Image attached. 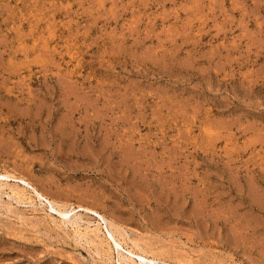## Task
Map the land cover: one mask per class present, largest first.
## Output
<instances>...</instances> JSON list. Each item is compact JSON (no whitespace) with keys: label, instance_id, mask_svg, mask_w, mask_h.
I'll use <instances>...</instances> for the list:
<instances>
[{"label":"rangeland","instance_id":"rangeland-1","mask_svg":"<svg viewBox=\"0 0 264 264\" xmlns=\"http://www.w3.org/2000/svg\"><path fill=\"white\" fill-rule=\"evenodd\" d=\"M5 174L0 264H264V0H0Z\"/></svg>","mask_w":264,"mask_h":264},{"label":"bare ground","instance_id":"bare-ground-1","mask_svg":"<svg viewBox=\"0 0 264 264\" xmlns=\"http://www.w3.org/2000/svg\"><path fill=\"white\" fill-rule=\"evenodd\" d=\"M0 177H6V178H10L11 176L9 175V174H5V175H0ZM17 178V177H16ZM24 183H25V181H24V179H21ZM27 184V183H26ZM16 191H14V193H15ZM16 194V193H15ZM41 195H39V197H40ZM50 203V202H49ZM50 204H53V203H50ZM60 212V211H59ZM67 212V211H66ZM67 214L66 213H61V216L62 217H65ZM102 217V216H101ZM62 219V218H61ZM65 219V218H64ZM102 219L103 220H105L103 217H102ZM66 221V220H65ZM62 222H63V219H62ZM111 225V224H110ZM111 229H112V227H111ZM113 230V229H112ZM116 230V229H115ZM118 230V229H117ZM109 232V231H108ZM110 233V232H109ZM114 234H116V233H114ZM111 236L114 238V241H115V243L117 244V245H119V241H116L115 239V237H117L116 235L114 236L113 235V233L111 234ZM131 252V251H130ZM111 254V253H110ZM133 254V253H132ZM139 257V256H138Z\"/></svg>","mask_w":264,"mask_h":264}]
</instances>
